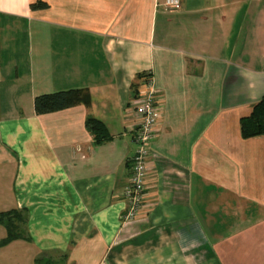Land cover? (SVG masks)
Segmentation results:
<instances>
[{
	"label": "crops",
	"instance_id": "1",
	"mask_svg": "<svg viewBox=\"0 0 264 264\" xmlns=\"http://www.w3.org/2000/svg\"><path fill=\"white\" fill-rule=\"evenodd\" d=\"M0 40V213L28 214L0 264H264V135L241 130L264 97V0H0ZM147 75L162 117L146 220L125 224ZM70 89L90 105L35 112Z\"/></svg>",
	"mask_w": 264,
	"mask_h": 264
},
{
	"label": "trees",
	"instance_id": "2",
	"mask_svg": "<svg viewBox=\"0 0 264 264\" xmlns=\"http://www.w3.org/2000/svg\"><path fill=\"white\" fill-rule=\"evenodd\" d=\"M48 7L43 1L32 3V8ZM1 49V40H0ZM91 102L89 91L86 89L61 90L53 93L39 94L34 100V110L37 114L60 111L78 104L89 106ZM86 128L93 135L96 144H102L112 139L105 123L92 116L86 120ZM241 130L244 138L264 135V97L257 102L252 113L241 120ZM0 223L7 229V237L0 242L6 244L18 238H28L26 225L28 214L26 210H10L0 213ZM45 257L38 258V264H50Z\"/></svg>",
	"mask_w": 264,
	"mask_h": 264
},
{
	"label": "built area",
	"instance_id": "3",
	"mask_svg": "<svg viewBox=\"0 0 264 264\" xmlns=\"http://www.w3.org/2000/svg\"><path fill=\"white\" fill-rule=\"evenodd\" d=\"M163 5L167 9H177L181 7L182 0H163ZM143 85V89L137 99V111L140 116V122L135 131V148L131 156V175L128 184L123 190L127 205L121 219L125 224L146 220L144 212L147 203L150 145L152 139L156 136L162 117L159 95L153 78L147 75Z\"/></svg>",
	"mask_w": 264,
	"mask_h": 264
},
{
	"label": "rangeland",
	"instance_id": "4",
	"mask_svg": "<svg viewBox=\"0 0 264 264\" xmlns=\"http://www.w3.org/2000/svg\"><path fill=\"white\" fill-rule=\"evenodd\" d=\"M50 264H65L64 260L63 259H59V260H56V261H53L52 263Z\"/></svg>",
	"mask_w": 264,
	"mask_h": 264
}]
</instances>
